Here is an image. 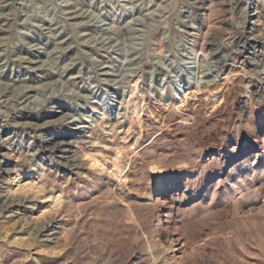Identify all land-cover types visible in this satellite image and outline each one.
<instances>
[{"label":"rangeland","instance_id":"obj_1","mask_svg":"<svg viewBox=\"0 0 264 264\" xmlns=\"http://www.w3.org/2000/svg\"><path fill=\"white\" fill-rule=\"evenodd\" d=\"M0 264H264V0H0Z\"/></svg>","mask_w":264,"mask_h":264},{"label":"bare ground","instance_id":"obj_2","mask_svg":"<svg viewBox=\"0 0 264 264\" xmlns=\"http://www.w3.org/2000/svg\"><path fill=\"white\" fill-rule=\"evenodd\" d=\"M196 60V54H195V58ZM183 95L186 96V93H185V90L183 91ZM168 99L171 101V98L168 97ZM116 174L119 175L120 174V178H122V172L119 170V171H116ZM173 189V183L171 182H164L160 179H157L156 180V184L154 185L153 189H151L149 195H148V202L149 203H155L158 201V195H161L165 192H168V191H171ZM160 214L157 215L156 218L160 217L159 216ZM45 230H41V232H46V231H53L55 229V227L53 226H50V228L45 225ZM52 233H55V232H52ZM169 252L172 253L173 252V245L170 244L169 246Z\"/></svg>","mask_w":264,"mask_h":264}]
</instances>
